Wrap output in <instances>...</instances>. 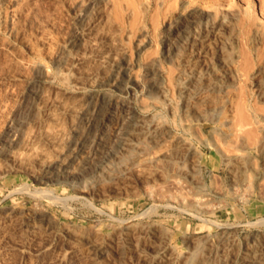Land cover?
<instances>
[{"label":"rangeland","instance_id":"obj_1","mask_svg":"<svg viewBox=\"0 0 264 264\" xmlns=\"http://www.w3.org/2000/svg\"><path fill=\"white\" fill-rule=\"evenodd\" d=\"M244 19L264 31V0H0V264H264V102ZM232 42L241 58L212 69ZM225 72L238 79L218 122L205 88ZM237 136L254 144L243 175L203 145L234 155ZM172 137L202 151L200 173L167 165Z\"/></svg>","mask_w":264,"mask_h":264},{"label":"bare ground","instance_id":"obj_2","mask_svg":"<svg viewBox=\"0 0 264 264\" xmlns=\"http://www.w3.org/2000/svg\"><path fill=\"white\" fill-rule=\"evenodd\" d=\"M224 19V21H226L227 22V19H225V18H223ZM223 21V20H222ZM223 21V23H225ZM229 22V21H228ZM242 23H241V25H239L240 26V34L239 35H241V36H239L240 38L241 37H243V36H245L246 34H247V32L248 31H253L252 33H251V35L249 36V42L251 43V48L252 49H255V50H257V55H256V57L259 55V60H260V64H259V67H258V70H257V76H259L260 78L259 79H257L256 80V82H255V84H256V92H255V96H257V98L259 99V100H262L263 102H264V50H263V43H264V31H259V30H252V28L253 27H251V24H250V21L249 20H247V19H244L243 21H241ZM213 23V22H212ZM222 23V24H223ZM215 24V23H214ZM219 24H221V22L219 23ZM219 24L217 25L218 27H219ZM199 25V24H198ZM214 27V25H212L211 24V22L210 21H205V22H203V23H201L200 25H199V27L198 26H196V29H197V32H196V36L192 39V40H194V39H196V38H199V37H202V38H206L207 36H209V33H210V31L212 30V28ZM216 30V29H215ZM195 33V32H194ZM235 34V33H234ZM248 34H249V32H248ZM236 35V34H235ZM235 35L233 36V37H235ZM246 37V36H245ZM248 37V36H247ZM188 39H189V37H188ZM245 39H248V38H245ZM231 41V40H230ZM263 42V43H261V44H263L262 46H261V49H259L258 50V46H259V44H260V42ZM227 44V43H226ZM225 44V45H226ZM222 45V44H221ZM218 49H217V51H216V53H215V55L213 56V58H212V60H211V62H210V66H211V68L212 69H216V68H218V69H225L226 67L228 68L229 67V65H231L232 63H234V62H236L238 59H240L241 57H239L240 55H241V53H240V51L241 50H239L238 48V46H237V44L235 43V42H232L231 44H230V47H227V46H224V44H223V46H219V47H217ZM263 50V52H261ZM242 52V51H241ZM244 53V52H243ZM212 57V56H211ZM239 57V58H238ZM243 58V57H242ZM261 58V59H260ZM258 59V58H257ZM240 61V60H239ZM243 61V60H242ZM241 61V62H242ZM257 62H259V61H257ZM247 62H245V60L243 61V63H242V65L241 66H239V68L240 67H244L243 69H247V67H249V66H247V64H246ZM234 64H236V63H234ZM234 64H233V66H234ZM243 64L245 65L246 64V66H243ZM257 65V64H256ZM225 67V68H224ZM209 68V67H208ZM250 68V67H249ZM248 68V69H249ZM242 69V68H241ZM251 69V68H250ZM249 69V70H250ZM248 70V71H249ZM243 71V70H242ZM200 72H202V71H200ZM200 72H199V74H200ZM224 71H222V73H223ZM234 72V71H233ZM232 72V73H233ZM245 72V71H244ZM220 73H221V70H220ZM231 73V72H230ZM230 73H227V72H225L224 74H222L221 76H219L218 78H216V80H214V82H212L211 84H209V85H206V88H205V90L206 91H208L207 92V94H214L215 93V95L214 96H216V97H214V98H216L215 100H217L218 101V104H217V107L214 109V111L212 112V117H213V119L214 120H216V119H219V121L218 122H220V120H222V118L220 119V117L222 116L223 117V114H224V112H225V109H226V105H227V96H226V98L224 97V95H222V96H220V94H222L223 93V88H225V86H232V85H234V82L236 81V78L238 79V75L237 74H230ZM248 73V72H247ZM247 73H242V74H247ZM210 74V73H209ZM208 74V75H209ZM255 74V73H254ZM201 76V75H200ZM200 76H198L196 79H195V81H199L200 82V80H201V77ZM202 77H203V75H202ZM215 79V78H214ZM213 80V79H212ZM183 80H181V82H182ZM199 82H198V85L197 86H195V88L196 87H199ZM211 82V81H210ZM195 84L197 83V82H194ZM202 83V82H201ZM181 84V83H180ZM194 84V85H195ZM203 84V83H202ZM189 85V84H188ZM179 86V85H178ZM187 86V85H186ZM190 86V85H189ZM188 86V87H189ZM188 87L185 89L186 91H184V95H183V97L185 98V103H187V102H190L189 100H191L190 98H191V90L188 92L187 91V89H188ZM194 86H192V87H190V88H193ZM205 87V86H204ZM189 88V89H190ZM188 89V90H189ZM194 89V88H193ZM192 89V90H193ZM197 89V88H196ZM199 89V88H198ZM202 89V90H201ZM201 89H199V90H201L200 92H202L203 91V86H202V88ZM178 92H180V89L178 88ZM199 90H197V91H199ZM197 91H195V92H197ZM205 91V92H206ZM193 92H194V90H193ZM200 92H198V93H200ZM180 94H182V92H180ZM202 94V93H201ZM220 97V98H219ZM204 98V97H203ZM214 98H212V99H214ZM201 101H202V99H201ZM205 101V100H204ZM193 102V101H192ZM214 102H216V101H213V103ZM195 103V102H194ZM193 103V104H194ZM195 105V104H194ZM215 106H216V104H215ZM182 107V106H181ZM185 108V107H184ZM230 108V107H229ZM183 109V108H182ZM210 109H213V108H210ZM227 109H228V107H227ZM226 109V110H227ZM184 110V109H183ZM209 110V109H208ZM183 112V111H182ZM184 112H186V110H184ZM206 113V112H205ZM187 114V113H186ZM189 114V113H188ZM182 115V114H181ZM208 115H210V113L208 114ZM226 115V114H225ZM224 115V116H225ZM172 116H173V114H172ZM183 116H186V115H183ZM182 116V117H183ZM200 116V115H199ZM254 116H256V117H262L258 112H256V110H255V112H254ZM226 117V116H225ZM184 118V117H183ZM186 118V117H185ZM196 119V118H195ZM208 119H212V118H210V116L208 117ZM257 119V118H256ZM200 120V119H199ZM192 121H194V120H192ZM196 121V120H195ZM231 121V120H230ZM213 122V121H212ZM222 122V121H221ZM234 122V121H233ZM256 122H258V120H256ZM196 123V122H195ZM236 123V122H235ZM222 124H224V122L222 123ZM222 124H220V125H222ZM230 124V123H229ZM232 124V123H231ZM187 125V124H186ZM185 124H184V126H186ZM189 125V124H188ZM218 125V124H217ZM220 125H219V129H221V127H220ZM233 125H234V127L235 126H237L238 127V125H235L234 123H233ZM183 126V127H184ZM190 126V125H189ZM227 126H229L228 127V129L226 130V129H224V130H226V132L230 129V125H228V122H227V125H226V128H227ZM242 126V125H241ZM232 127V126H231ZM186 128V127H185ZM184 128V129H185ZM189 128V127H188ZM215 129V128H214ZM234 129H236V127L234 128ZM237 129H239V127L237 128ZM186 130V129H185ZM188 130V129H187ZM218 130V129H217ZM233 129L231 128V131H232ZM136 131V130H135ZM154 131H155V129H154ZM231 131H230V133H231ZM234 131V130H233ZM238 131V134H239V130H237ZM241 131H242V129H241ZM222 132V131H221ZM226 132L224 133V135L226 134ZM243 132V131H242ZM229 133V134H230ZM170 134V133H169ZM227 134H228V132H227ZM227 134H226V136H227ZM228 134V136H230ZM237 134V135H238ZM243 133H241V135H242ZM236 135V134H235ZM240 135V134H239ZM240 135V136H241ZM170 136H172V135H170ZM169 136V137H170ZM227 136V137H228ZM239 136V137H240ZM242 136H244V135H242ZM241 136V137H242ZM225 137V136H224ZM231 137V136H230ZM238 137V136H237ZM236 137V138H237ZM239 137H238V139H239ZM174 137H172L171 139H173ZM245 138V137H244ZM145 139V138H144ZM143 139V140H144ZM147 139V138H146ZM146 139H145V141H146ZM223 139H225L226 140V137L225 138H223ZM241 139H243V138H241ZM143 140H142V142H143ZM204 140V139H203ZM245 140H246V138H245ZM247 140H249L248 138H247ZM156 141V140H155ZM173 141V143L171 142V147H170V152L168 153L169 155H168V159L165 161L166 163H167V165H171V166H175V168H176V166H184V167H186V166H188V165H190L191 167H192V169L195 171L193 174H197L196 173V171L198 172V173H200V171H201V167H202V165H203V163L205 162L204 161V157L202 156V151H198V152H196V153H194L193 154V156H190V158H188V155H187V153L186 152H182L181 151V144H180V141H179V139L177 140V139H173L172 140ZM238 141V140H237ZM237 141L235 140L234 141V145H235V143H237ZM239 141H241V142H239L236 146H234V145H232V146H234L235 147V151H237L236 153H234V155H230V154H227L226 153V151H225V153L223 152H221L220 151V148L218 149L217 147H215L214 146V143L211 141V140H207V141H205V143L203 144L204 146H207V147H211L212 148V155L214 154V155H216L218 158H219V160L221 161V162H223V163H226V165L227 164H232L233 166H234V168H236V169H234L235 171H237V173L238 174H242L243 175V173L245 172L246 173V171H247V165L248 164H251L250 163V161L252 162V152H250L249 151V149H248V147H247V145L248 144H250V148H252V145H254V144H252L251 145V143L249 142L248 143V141L247 142H244V139H243V141L242 140H240L239 139ZM149 142V141H148ZM147 142V143H148ZM151 142V141H150ZM152 142L154 143V140H152ZM248 143V144H247ZM256 145H257V143H256ZM183 148V147H182ZM185 148H187V147H185ZM255 148H259V147H255ZM255 150V149H254ZM188 151V150H187ZM257 151V150H256ZM189 153H191V152H189ZM210 153V154H211ZM206 154V153H205ZM165 157V156H164ZM264 157V156H263ZM263 160V159H262ZM165 163V164H166ZM166 165V166H167ZM167 167H169V166H167ZM177 167V168H178ZM189 167V166H188ZM187 167V169L189 170L190 168H188ZM170 168V167H169ZM171 169V168H170ZM173 169V168H172ZM191 169V170H192ZM179 171V169H176L175 171ZM184 170H186V169H184ZM183 170V171H184ZM190 171V170H189ZM188 171V172H189ZM254 171V170H253ZM256 171V170H255ZM186 172V171H185ZM248 172V171H247ZM256 173H257V171H256ZM188 175V174H187ZM186 175V176H187ZM192 175V174H191ZM200 175V174H199ZM246 175V174H245ZM253 175V174H252ZM257 175V174H256ZM195 176V175H194ZM193 176V177H194ZM253 176H255V175H253ZM197 177V176H196ZM198 178H199V176H198ZM253 178V177H252ZM258 178V177H257ZM200 179V178H199ZM256 179V178H255ZM201 181H202V179H201ZM196 201H199L200 202V200H196Z\"/></svg>","mask_w":264,"mask_h":264}]
</instances>
